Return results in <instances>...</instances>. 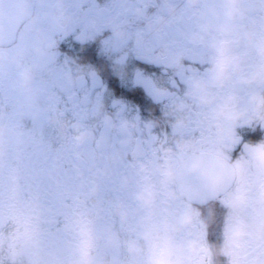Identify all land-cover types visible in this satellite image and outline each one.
<instances>
[{
    "label": "flooded vegetation",
    "instance_id": "1",
    "mask_svg": "<svg viewBox=\"0 0 264 264\" xmlns=\"http://www.w3.org/2000/svg\"><path fill=\"white\" fill-rule=\"evenodd\" d=\"M0 264H264V0H0Z\"/></svg>",
    "mask_w": 264,
    "mask_h": 264
}]
</instances>
